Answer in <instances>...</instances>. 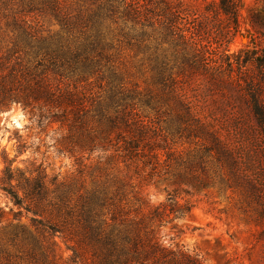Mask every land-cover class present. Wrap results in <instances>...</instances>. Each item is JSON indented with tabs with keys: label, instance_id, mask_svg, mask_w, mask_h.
Returning <instances> with one entry per match:
<instances>
[{
	"label": "trees",
	"instance_id": "obj_1",
	"mask_svg": "<svg viewBox=\"0 0 264 264\" xmlns=\"http://www.w3.org/2000/svg\"><path fill=\"white\" fill-rule=\"evenodd\" d=\"M239 8V0L202 8L184 0H0V110L37 109L66 127L69 151L101 152L125 171L124 179L109 176L72 200L63 184L50 191L41 164L27 171L6 165L0 190L17 222L0 207V264H206L195 249L164 244L160 228L193 208L182 185L205 187L211 165L236 175L242 160L219 120L180 83L201 77L237 111L244 104L250 123H236L258 132L264 146V42L254 37L230 52ZM263 23L250 21L254 29ZM164 44L172 64L158 53ZM122 49L143 56L159 91L139 100L145 115L113 66L110 52ZM93 76L106 81L105 95L92 92ZM154 181L177 187L144 209L142 186ZM24 212L32 233L18 224ZM57 237L70 251L65 259Z\"/></svg>",
	"mask_w": 264,
	"mask_h": 264
},
{
	"label": "rangeland",
	"instance_id": "obj_2",
	"mask_svg": "<svg viewBox=\"0 0 264 264\" xmlns=\"http://www.w3.org/2000/svg\"><path fill=\"white\" fill-rule=\"evenodd\" d=\"M184 1L192 7L202 8L213 0ZM239 2V25L229 44L230 52L251 45L250 41L254 37L264 42V23L256 29L250 25L251 20H264V0ZM110 53L114 57L113 66L119 73L123 91L136 96L132 101L135 111L145 115L149 109L139 100L147 91L158 94L159 91L147 72V64L142 62L143 56L129 49ZM158 53L173 63V54L167 45H162ZM90 81L92 92L106 94L108 86L105 80H96V76H93ZM180 84L186 95L204 112L212 113L219 120L224 128L223 134L237 148L242 160L236 175H232L227 167L211 165L207 167L209 183L205 187L182 185L190 193L193 208L189 214L175 218L160 228L161 241L199 251L206 264H264L263 141L258 132H245L238 125L250 123L244 104L241 105V111H237L236 106L226 102L220 94H212L201 77ZM172 104L170 99L167 100V105L160 112H167ZM238 115L240 119H237ZM66 134L65 126L41 119L37 109L30 113L28 109L23 110L20 104H13L9 109L0 110V175L9 164L11 168L23 171L41 164L50 191L63 184L72 200L109 176L125 178L122 163L101 152H94L86 158L87 154L79 153L77 148L69 151L66 148ZM185 147V144L179 145L178 149ZM173 187H177L176 184L167 181L143 185L141 195L144 209L164 201L166 190ZM57 194L58 191L51 192L50 197ZM180 196L186 197L184 193ZM52 201L57 200L55 198ZM0 207L7 213V220L16 224L9 211L10 208L15 210V207L1 190ZM29 217L30 214L24 212L18 224H24L27 231L32 233ZM7 220L4 219V223ZM56 239L57 255L65 259L70 251L58 237Z\"/></svg>",
	"mask_w": 264,
	"mask_h": 264
},
{
	"label": "water",
	"instance_id": "obj_3",
	"mask_svg": "<svg viewBox=\"0 0 264 264\" xmlns=\"http://www.w3.org/2000/svg\"><path fill=\"white\" fill-rule=\"evenodd\" d=\"M5 112H7V111H5Z\"/></svg>",
	"mask_w": 264,
	"mask_h": 264
}]
</instances>
